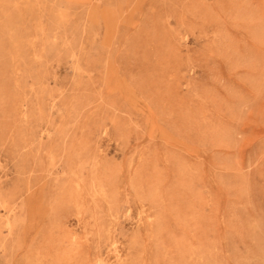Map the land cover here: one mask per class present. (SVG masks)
Masks as SVG:
<instances>
[{
	"label": "rangeland",
	"instance_id": "rangeland-1",
	"mask_svg": "<svg viewBox=\"0 0 264 264\" xmlns=\"http://www.w3.org/2000/svg\"><path fill=\"white\" fill-rule=\"evenodd\" d=\"M0 264H264V0H0Z\"/></svg>",
	"mask_w": 264,
	"mask_h": 264
}]
</instances>
